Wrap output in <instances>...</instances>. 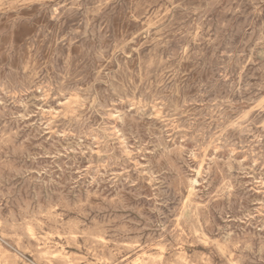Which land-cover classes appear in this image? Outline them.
Returning <instances> with one entry per match:
<instances>
[{
  "label": "rangeland",
  "instance_id": "1",
  "mask_svg": "<svg viewBox=\"0 0 264 264\" xmlns=\"http://www.w3.org/2000/svg\"><path fill=\"white\" fill-rule=\"evenodd\" d=\"M0 212V264H264V0H0Z\"/></svg>",
  "mask_w": 264,
  "mask_h": 264
},
{
  "label": "bare ground",
  "instance_id": "2",
  "mask_svg": "<svg viewBox=\"0 0 264 264\" xmlns=\"http://www.w3.org/2000/svg\"><path fill=\"white\" fill-rule=\"evenodd\" d=\"M82 8V7H81ZM76 9V8H75ZM69 11V10H68ZM71 12V11H70ZM59 13V12H58ZM64 13V12H63ZM68 14H70V13H68ZM75 15V14H74ZM89 21V20H88ZM94 22V21H93ZM92 22V23H93ZM127 47V46H126ZM173 50V49H172ZM258 50V49H257ZM259 51V50H258ZM251 52H252V50H251ZM120 65V64H119ZM239 96V95H238ZM187 99V98H186ZM185 99V100H186ZM191 102V101H190ZM12 136V135H11ZM2 140V139H1ZM13 140V139H12ZM4 145V144H3ZM8 145V144H7ZM214 158H216V157H214ZM231 159V158H230ZM233 162V161H232ZM216 163V162H215ZM216 165V164H215ZM222 165V164H221ZM222 171V170H221ZM226 173V172H225ZM229 178V177H228ZM229 180V179H228ZM231 181V180H230ZM188 182V181H187ZM196 182V181H195ZM222 182V181H221ZM183 183V182H182ZM195 184V183H194ZM220 184V183H219ZM196 185V184H195ZM198 186V185H197ZM232 186V185H231ZM191 190V189H190ZM232 190V189H231ZM191 191H193V190H191ZM229 192V191H228ZM196 196V195H195ZM194 198V197H193ZM199 199V198H198ZM219 200V199H218ZM221 200H223V198L221 199ZM212 201V200H211ZM68 204V203H67ZM54 205V204H53ZM61 205V204H60ZM69 205V204H68ZM83 206H85L84 204H83ZM78 208V207H77ZM55 209H58V208H55ZM52 210V209H51ZM204 210V209H203ZM41 211V210H40ZM43 211V210H42ZM70 211V210H69ZM197 211V210H196ZM48 212V211H47ZM1 213V212H0ZM43 213V212H42ZM204 213V212H203ZM25 215H26V213H24ZM33 214V213H32ZM45 214V213H44ZM50 214V213H49ZM11 215V214H10ZM38 215V214H37ZM46 215V214H45ZM77 215H78V213H77ZM1 216V215H0ZM13 216H14V214H13ZM20 216V215H19ZM27 216V215H26ZM33 216V215H32ZM35 216V215H34ZM41 216V215H40ZM39 216V217H40ZM43 216V215H42ZM46 216H48V215H46ZM51 216V215H50ZM49 216V217H50ZM201 216H202V213H201ZM8 217V216H7ZM12 217V216H11ZM15 217V216H14ZM44 217V216H43ZM42 217V218H43ZM203 217V216H202ZM29 218V217H28ZM34 218V217H33ZM32 218V219H33ZM1 219H2V217H1ZM16 218H14V220H15ZM20 219V218H19ZM59 219V218H58ZM13 220V219H12ZM46 220V219H45ZM177 220V219H176ZM196 221V220H195ZM50 222V221H49ZM48 222V223H49ZM83 222V221H82ZM176 222V221H175ZM4 223V222H3ZM8 223V222H7ZM1 224V223H0ZM13 224V223H12ZM14 224H15V222H14ZM22 224V223H21ZM42 224V223H41ZM35 225V224H34ZM38 225V224H37ZM87 225V224H86ZM85 225V226H86ZM195 225V224H194ZM1 226V225H0ZM55 226H56V224H55ZM74 226V225H73ZM29 227V226H28ZM59 227V226H58ZM32 228V227H31ZM40 228V227H39ZM198 228V227H197ZM203 228V227H202ZM17 229V228H16ZM23 229V228H22ZM180 229V228H179ZM27 230H29L28 228H27ZM31 230V229H30ZM181 230V229H180ZM195 230V229H194ZM206 230V229H205ZM12 231V230H11ZM42 231V230H41ZM204 231V230H203ZM22 232V231H21ZM194 232V231H193ZM14 233H15V230H14ZM20 233V232H19ZM24 234V233H23ZM46 234V233H45ZM84 234V233H83ZM186 234V233H185ZM195 234V233H194ZM117 235V234H116ZM182 235H184V234H182ZM198 235V234H197ZM205 235V234H204ZM207 235V234H206ZM205 235V236H206ZM86 236V235H85ZM162 236V235H161ZM60 237V236H59ZM67 237H69V236H67ZM88 237V236H87ZM33 238V237H32ZM43 238V237H42ZM45 238V237H44ZM47 238V237H46ZM92 239H94L93 237H91ZM160 238V237H159ZM185 238H186V236H185ZM98 239V238H97ZM100 239V238H99ZM148 239V238H147ZM205 239V238H204ZM35 240V239H34ZM44 240V239H43ZM47 240V239H46ZM95 240V239H94ZM121 240V239H120ZM134 240V239H133ZM141 240V239H140ZM156 240V239H155ZM158 240V239H157ZM31 241H33V240H31ZM102 241V240H101ZM125 241V240H124ZM131 241H132V239H131ZM145 241V240H144ZM169 241V240H168ZM173 241V240H172ZM99 242V241H98ZM105 242H107L106 240H105ZM110 242V241H109ZM165 242V241H164ZM167 242V241H166ZM185 242V241H184ZM187 242V241H186ZM39 243V242H38ZM37 243V244H38ZM49 243V242H48ZM111 243V242H110ZM170 243V242H169ZM6 244V243H5ZM40 244V243H39ZM114 244H117V243H114ZM7 245V244H6ZM124 245V244H123ZM128 245V244H127ZM135 245V247H136V245H138V244H134ZM236 246H239V245H237V244H235ZM9 246V245H8ZM95 246V245H94ZM119 246H121V245H119ZM130 246V245H129ZM166 246V245H165ZM192 246V245H191ZM10 247V246H9ZM26 247V246H25ZM12 248V247H11ZM27 248V247H26ZM25 248V249H26ZM39 248V247H38ZM130 248V247H129ZM14 249V248H13ZM37 249V248H36ZM43 249V248H42ZM71 249V248H70ZM83 249H85V248H83ZM131 249V248H130ZM129 249V250H130ZM132 249H134V248H132ZM155 249V248H154ZM161 249V248H160ZM173 249V248H172ZM24 250V249H23ZM27 251H28V248H27ZM38 251H40V250H38ZM48 251V250H47ZM131 251V250H130ZM140 251H141V249H140ZM26 252V251H25ZM31 253V252H30ZM39 253V252H38ZM37 253V254H38ZM46 253V252H45ZM36 254V255H37ZM41 254V253H40ZM40 254H38V255H40ZM89 254V253H88ZM135 254V253H134ZM180 254V253H179ZM37 255V256H38ZM42 256H44V255H42ZM48 255H46V257H47ZM50 256H52V255H49V257L48 258H50ZM15 257V256H14ZM93 257V256H92ZM96 257H97V255H96ZM149 257V256H148ZM147 257V258H148ZM44 258V257H43ZM175 258H177V257H175ZM15 259V258H14ZM17 259V258H16ZM41 259V258H40ZM40 259H38V260H40ZM45 259V258H44ZM43 259V260H44ZM53 259V258H52ZM58 259H60V258H58ZM92 259V258H91ZM128 259V258H127ZM153 259V258H152ZM200 259H202V258H200ZM42 260V259H41ZM54 260H55V257H54ZM99 260V259H98ZM156 260V259H155ZM205 260H206V258H205ZM60 261V260H59ZM62 261H64V259L62 260ZM66 261V260H65ZM69 261V260H68ZM97 261V260H96ZM101 262L103 261V260H100ZM108 261V260H107ZM113 262L112 263H114V260H112ZM202 261V260H201ZM104 262V261H103ZM111 262V261H110ZM150 262V261H149ZM152 262H154V260L152 261ZM180 262V261H179ZM111 263V264H112ZM145 263V262H144ZM148 263V262H147ZM160 264H161V262H159ZM176 263V262H175ZM181 263V262H180ZM191 263V262H190ZM106 264V263H105ZM179 264V263H178ZM183 264V263H182ZM192 264V263H191ZM243 264V263H242Z\"/></svg>",
  "mask_w": 264,
  "mask_h": 264
}]
</instances>
